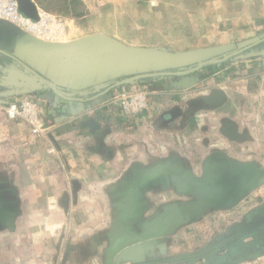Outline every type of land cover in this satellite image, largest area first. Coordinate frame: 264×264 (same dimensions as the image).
<instances>
[{
    "label": "crops",
    "instance_id": "1",
    "mask_svg": "<svg viewBox=\"0 0 264 264\" xmlns=\"http://www.w3.org/2000/svg\"><path fill=\"white\" fill-rule=\"evenodd\" d=\"M29 1L36 19L37 4ZM0 27V41L11 46L8 26ZM20 31L13 55L65 95L85 99L113 83L105 81L117 76L113 66L122 58L154 50L194 57L263 37L264 0H111L66 23L53 44ZM0 67V264L160 259L181 246L183 232L203 231L208 214L230 210L249 178L261 177L264 42L199 82L177 81L178 89L189 84L186 90L160 91L170 82L150 80L146 110L136 114L103 98L116 88L66 101L19 66ZM26 99L37 104L42 135L6 114L9 103ZM195 100L201 108L191 110ZM174 107L176 117L167 112ZM188 124L191 143L180 139ZM202 130L208 140L196 144ZM183 205L194 213L185 216Z\"/></svg>",
    "mask_w": 264,
    "mask_h": 264
},
{
    "label": "rangeland",
    "instance_id": "2",
    "mask_svg": "<svg viewBox=\"0 0 264 264\" xmlns=\"http://www.w3.org/2000/svg\"><path fill=\"white\" fill-rule=\"evenodd\" d=\"M35 4L40 9H43L46 12H50L52 14H56L64 19L65 25L71 22V20L74 19H84L91 10L94 11V9L97 6H108L111 0H33ZM100 13V12H99ZM152 28V27H151ZM1 32V31H0ZM23 33L24 37H30V34L25 33L24 31H20ZM17 36V33L15 32V37ZM11 46L9 44H6L4 41H0V48L3 50H6L7 52H10L13 54L14 52V41H11ZM167 49V47H166ZM167 54V62L165 67H159L157 69L154 66L147 67V68H139L138 66H135L131 71L127 73H122L121 75H117L115 77H112V79H109L110 81L107 82H115L114 80H119L124 77H128L130 75L138 74V73H144V72H155V71H176V70H184L187 68H190L194 65H196L198 62L203 61L207 58L211 57H221L224 52H210L205 54H195L193 55H183L181 52L175 53V52H169ZM227 52V50H226ZM244 54V53H242ZM242 54L237 56H242ZM236 58V57H232ZM231 58V59H232ZM226 62V61H225ZM224 63V62H223ZM221 63V64H223ZM10 65L11 70L17 71V64L13 63L9 58L0 55V65ZM221 64H212L207 65L201 69H199L196 72L187 74L185 76H159V77H153V78H143L138 80L139 82L134 88H122L121 86L115 87L116 89L111 91V93H108V95H104L103 98H106L105 100H112V98H116V101H112L111 105L118 108L123 112V114H136L139 112H142L143 110H146V106L144 107H136L135 110H132L131 103L136 97L144 96L145 101L148 96V89L143 87L147 84L150 80L152 81L154 78L163 80V81H169V86L165 88H158L160 91H175V90H186L189 88V84L186 86H182V88L178 89L177 81L185 79H192V81H198L205 78L206 74L210 73V70L213 66L221 65ZM217 68V67H215ZM209 71V72H208ZM208 72V73H207ZM176 82V83H175ZM199 82V81H198ZM192 84H195L192 82ZM40 86H43L39 84ZM130 86V85H129ZM194 85H192L193 87ZM44 88V87H43ZM46 88V87H45ZM138 99V98H137ZM123 103H129L130 109L129 111H126L122 108ZM110 105V104H109ZM189 104L185 106V108L180 109L179 113H182V116L188 115L189 111ZM178 108L174 107L171 110H168L167 112L172 113L175 117L178 115V111L176 110ZM205 114V112H203ZM185 119H189V117H185ZM186 120H184L181 124H186ZM200 123V122H199ZM212 128L215 127V125H211ZM180 132L184 133L181 135L179 133L180 139L183 142H189L191 143V140H193V137L190 136L191 134V124H188L186 127L181 126ZM195 132V131H194ZM193 132V133H194ZM195 137V135H192ZM197 136V135H196ZM199 139L196 141V144H203L205 143V140H208V135L204 130L202 132L200 131V135L197 136ZM218 142V141H217ZM213 144L217 146H221V142ZM185 144V143H184ZM187 146H191L190 144H187ZM261 177H257L255 179V183L252 185H245L242 187H246L243 191V194L240 199L236 200L232 206L229 208L230 210L225 211H215L211 214H208L205 218L204 224H203V231H196L194 233V230L187 234V232H183L180 236V245L178 248L175 249V251L171 254H166L165 257H174L179 256L182 254H189L196 252L198 250L204 249L207 246L216 243L223 238H226L233 234L237 229L236 226H241L249 219L251 214L255 212L260 206L264 205V168L261 170ZM202 222V223H203ZM222 224L226 225V227H222ZM241 224V225H240ZM199 228V227H198ZM193 235L192 238L186 239L185 236ZM185 238V239H184ZM243 240H248V236L246 234L242 236ZM187 243H186V242ZM238 253V252H237ZM241 253V252H239ZM231 253L230 249H227L226 247L221 248L217 251L215 254V258H213L214 263L213 264H264V250L251 252L248 254H235ZM220 256V257H218ZM158 258V257H157ZM164 258V257H163ZM159 259V258H158ZM171 264H184V263H171ZM193 264H210L208 260L205 258L197 259L193 262Z\"/></svg>",
    "mask_w": 264,
    "mask_h": 264
},
{
    "label": "water",
    "instance_id": "3",
    "mask_svg": "<svg viewBox=\"0 0 264 264\" xmlns=\"http://www.w3.org/2000/svg\"><path fill=\"white\" fill-rule=\"evenodd\" d=\"M18 1H19L20 10L24 13V15L35 19V16H34L33 11L31 9L30 1L29 0H18ZM0 26H8L5 30L9 34V37H11L10 42L13 41V39L15 38V32L17 33V27L15 25L10 24V23L3 21V20H0ZM38 42L41 43L42 41H38ZM263 42H264V36L259 38V39L254 40L248 44L236 46V47H233L231 49H228L227 52L225 50V53L221 57L207 58L203 61L198 62L196 65H194L190 68L184 69V70L144 72V73H138V74L130 75L128 77L121 78V79L109 84L104 89L100 90L96 94H93L89 97H86L85 99L78 98V97H69V96L65 95L63 92H61L59 90V88L56 85H54L49 80H47L44 76H42L34 68H32L31 66L27 65L26 63H24L23 61L18 59L15 55H13V54H11V53L3 50V49H0V55H3L5 57L9 58L13 63L17 64V66H19L23 72L30 74L39 83H41L45 87H47L58 98H60L62 100H66V101L67 100H81L82 101V100L95 99V98L103 95L104 93L108 92L112 88H115L117 86H121L124 84H132V83H134L140 79H143V78H153V77H159V76H185L187 74L196 72L199 69H201L207 65L221 64V63L231 59L232 57H237V55H240V54L246 52L247 50H249L250 48H253L254 46H256L260 43H263ZM42 43H45L47 45L53 44V43H48V42H42ZM222 52H224V51H222ZM167 54H169V53L154 50V51H150V52L146 53V55H143V56L137 55L134 57L131 56L129 58H122V61H117L115 63L116 65L113 66L112 71L116 75H121L124 72V70H125V73H127V72H129V68H128V70H126L125 67H127L128 64H131L133 62H134V64H137L138 67L141 69L151 67V66H154L157 69H159V67L160 68L165 67L164 64L168 63L167 58H166ZM157 63H158V66H157ZM111 64H112V62H111ZM24 91H25V89H24ZM14 93H17V89L5 92L2 95L7 96V95H12ZM190 106H191V110L199 109V108H201V102L197 101V100L192 101L190 103ZM203 107H204V105H203ZM168 114H171L170 116H172V113L168 112ZM256 178H257V176H254V178H249L248 179L249 182L246 185L254 184ZM245 188L246 187H244V188L241 187V192H240L241 196H242ZM241 196L234 198L229 203V205L232 206V204L236 200L240 199ZM204 198L206 200L212 199L213 194L207 193V196H205ZM181 209L183 210V213L185 216L188 215V212L194 213V211H193L194 208H188V207H185V205H183L181 207ZM247 229L248 228H241V229L239 228L238 230L235 231V233L231 234L230 236L223 238L222 240H220L216 243H213V244L207 246L206 248L198 250V251L193 252V253L182 254V255L174 256V257H164V258H160V259H153V260H148V261H143V262H138V261L133 260V262H131L129 264H171V263L193 264V262L195 260L201 259V258H205L206 260H208V262L210 264H213L214 263L213 258H215V254L217 253L218 250H220L221 248H224V247H226L227 249H230L231 253L241 252L242 255L248 254V253H251L252 249H254L258 243L244 242L243 241L242 236L245 235V233L247 232ZM151 241L153 242L154 239L152 238ZM218 257H220V256H218Z\"/></svg>",
    "mask_w": 264,
    "mask_h": 264
},
{
    "label": "built area",
    "instance_id": "4",
    "mask_svg": "<svg viewBox=\"0 0 264 264\" xmlns=\"http://www.w3.org/2000/svg\"><path fill=\"white\" fill-rule=\"evenodd\" d=\"M35 7L37 18L32 19L22 13L18 0H0V20L13 24L20 30L44 42L54 43L60 40L66 29L64 19L56 14L44 11L38 6ZM131 106L132 110H135L136 107H144L145 97H136ZM129 107V103L122 104V108L126 111L131 110ZM6 114L11 120L25 123L31 134H44L45 124L38 113L36 102L28 99L13 101L7 105Z\"/></svg>",
    "mask_w": 264,
    "mask_h": 264
},
{
    "label": "flooded vegetation",
    "instance_id": "5",
    "mask_svg": "<svg viewBox=\"0 0 264 264\" xmlns=\"http://www.w3.org/2000/svg\"><path fill=\"white\" fill-rule=\"evenodd\" d=\"M238 227L240 229L248 228L245 234L246 236H248L249 239L246 242L258 243L257 246L252 249L251 252L264 250V205L260 206L257 210H255V212L251 214V216L246 221V223L243 224V226L238 225ZM235 254L241 253L238 252Z\"/></svg>",
    "mask_w": 264,
    "mask_h": 264
}]
</instances>
